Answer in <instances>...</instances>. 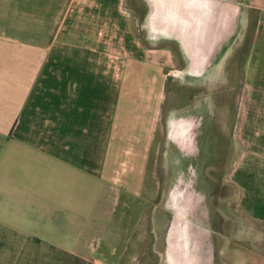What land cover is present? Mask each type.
Wrapping results in <instances>:
<instances>
[{
  "label": "crops",
  "instance_id": "obj_1",
  "mask_svg": "<svg viewBox=\"0 0 264 264\" xmlns=\"http://www.w3.org/2000/svg\"><path fill=\"white\" fill-rule=\"evenodd\" d=\"M147 2L139 17L131 0H0V264L101 260L91 253L103 211L121 188L151 195L167 67L180 61L199 76L200 51L233 35L246 49L233 127L241 151L227 177L238 179L235 208L264 226V0H243L239 13L222 0H191L185 12L181 0L165 12L180 26L174 56L162 45L173 38L152 47L150 34L137 36V18L157 19ZM186 49L197 56L186 60ZM227 49L225 67L237 53Z\"/></svg>",
  "mask_w": 264,
  "mask_h": 264
},
{
  "label": "rangeland",
  "instance_id": "obj_2",
  "mask_svg": "<svg viewBox=\"0 0 264 264\" xmlns=\"http://www.w3.org/2000/svg\"><path fill=\"white\" fill-rule=\"evenodd\" d=\"M212 1L216 6L219 0ZM222 2L221 10L239 13L246 8L243 0ZM154 4L157 19L143 26L144 19L137 18V36L150 34L152 47L159 45V37H171L168 45L161 41L166 46L165 53L168 50L173 56L178 55L174 39L180 26L176 18H167L164 0H155ZM190 4L191 0H182L185 12L192 11ZM135 9H139L138 5ZM229 22L232 27L238 26L236 20ZM184 37V44L179 45L189 48L190 39L187 41L186 34L181 38ZM223 37L222 34V40ZM233 37L222 44L206 45L200 51V56L207 59L209 48L216 50L211 59L200 61L203 65L194 73L200 78L187 73L178 64L180 61L167 67L169 80L162 88L165 105L153 139L152 161L147 164L150 178L146 185L151 187V195L120 189L118 200L100 215L94 234L91 255L103 262L93 259L89 264H264V226L235 208L238 179L227 177L241 151L233 127L240 85L239 62L246 49L244 42L238 44V35ZM227 48L237 53L232 54L233 66L228 62L225 67ZM184 51L187 60L191 50ZM175 128L182 130L190 146L183 148L178 144L173 137ZM258 203L260 207L264 205V195L259 196ZM252 206L256 207V203ZM145 208L146 218L141 216ZM192 237L199 247L207 248V258L201 253L191 260L181 258Z\"/></svg>",
  "mask_w": 264,
  "mask_h": 264
},
{
  "label": "flooded vegetation",
  "instance_id": "obj_3",
  "mask_svg": "<svg viewBox=\"0 0 264 264\" xmlns=\"http://www.w3.org/2000/svg\"><path fill=\"white\" fill-rule=\"evenodd\" d=\"M131 3L133 5V7L138 5L139 9L138 10L137 9H133V10L135 11V13L139 17H141L144 14V10H146L148 8V6H149L147 0H131ZM179 132H180V134H179ZM179 132H178L179 136L181 135L185 140H188V138H186L187 136L184 137V134H183L182 130L179 131ZM202 242H205V241H202ZM198 244H199V242H197V244H196L195 240H193V237H192L191 244L188 247V249L184 252L183 256L185 255L184 257H186V259H190L191 260V259H193L195 257V255H199L201 253V254H203V258H207L208 257V254L206 253L207 248L205 246L199 247Z\"/></svg>",
  "mask_w": 264,
  "mask_h": 264
},
{
  "label": "bare ground",
  "instance_id": "obj_4",
  "mask_svg": "<svg viewBox=\"0 0 264 264\" xmlns=\"http://www.w3.org/2000/svg\"><path fill=\"white\" fill-rule=\"evenodd\" d=\"M164 2H165V4H163L164 5V10H165V12H169V13H171V12H173V13H175L176 11H175V9H178V7H177V5H179V4H181V0H164ZM178 12V11H177ZM205 12H207L206 10H205ZM179 13L181 14V10H179ZM185 15V17H189L190 15L189 14H187V13H185L184 14ZM189 30L191 29V27L189 26V28H188ZM172 33V32H171ZM170 35V34H169ZM166 36V35H165ZM229 39V38H228ZM181 44V43H180ZM187 50V49H186ZM220 50V49H219ZM187 52V51H186ZM191 54H193V55H196L195 53H193V52H191ZM218 54V53H217ZM197 56V55H196ZM221 56V55H220ZM214 57H216V56H214ZM188 63H190V62H188ZM188 65V64H187ZM209 68V67H208ZM201 75H203V74H201ZM201 76H199V78H200ZM198 79V78H197ZM196 80V79H195ZM173 121H175V120H173ZM176 122V121H175ZM176 124V123H175ZM179 131H181L179 128L178 129H176L175 128V130L173 131V137H175V139H177V142H178V144L180 145V146H182L183 148H186V147H188V146H190V144H189V141L188 140H185L181 135L179 136L178 135V132ZM179 134H180V132H179ZM172 135V134H171ZM182 138V139H181ZM171 182V181H170ZM177 184H178V182H177ZM176 184V185H177ZM175 186V185H174ZM170 187V186H169ZM168 187V188H169ZM172 188V187H171ZM178 188V187H177ZM169 197V196H168ZM169 204V203H168ZM171 204V203H170ZM177 210V209H176ZM188 210V209H187ZM167 244V243H166ZM190 245V244H189ZM174 247V246H173ZM184 254V253H183ZM185 256V255H184ZM183 255H182V259H184V260H187L186 259V257H184ZM205 256V255H204ZM173 258V257H172ZM181 260V259H180ZM177 262V261H176ZM182 264V263H181Z\"/></svg>",
  "mask_w": 264,
  "mask_h": 264
}]
</instances>
